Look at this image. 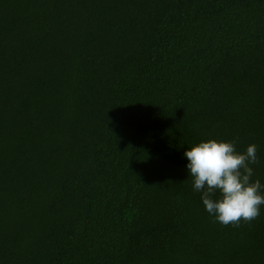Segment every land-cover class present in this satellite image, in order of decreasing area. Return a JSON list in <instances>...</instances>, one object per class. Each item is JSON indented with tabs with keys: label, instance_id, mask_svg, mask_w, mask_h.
I'll use <instances>...</instances> for the list:
<instances>
[{
	"label": "trees",
	"instance_id": "16d2710c",
	"mask_svg": "<svg viewBox=\"0 0 264 264\" xmlns=\"http://www.w3.org/2000/svg\"><path fill=\"white\" fill-rule=\"evenodd\" d=\"M211 139L264 184V0H0V264H264V205L193 190Z\"/></svg>",
	"mask_w": 264,
	"mask_h": 264
},
{
	"label": "clouds",
	"instance_id": "9594fccd",
	"mask_svg": "<svg viewBox=\"0 0 264 264\" xmlns=\"http://www.w3.org/2000/svg\"><path fill=\"white\" fill-rule=\"evenodd\" d=\"M235 144V140L202 141L186 150L184 156L193 190L202 193L203 205L214 222L239 227L241 222L251 223L259 217L264 184L252 180L251 165L259 163L257 145L250 144L241 153Z\"/></svg>",
	"mask_w": 264,
	"mask_h": 264
}]
</instances>
